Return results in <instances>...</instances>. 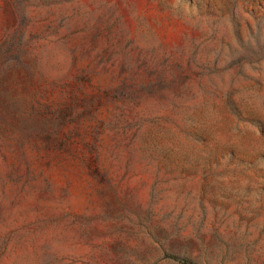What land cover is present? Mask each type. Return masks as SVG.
Wrapping results in <instances>:
<instances>
[{
    "label": "rangeland",
    "instance_id": "374dc122",
    "mask_svg": "<svg viewBox=\"0 0 264 264\" xmlns=\"http://www.w3.org/2000/svg\"><path fill=\"white\" fill-rule=\"evenodd\" d=\"M0 264H264V0H0Z\"/></svg>",
    "mask_w": 264,
    "mask_h": 264
}]
</instances>
